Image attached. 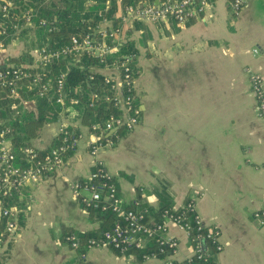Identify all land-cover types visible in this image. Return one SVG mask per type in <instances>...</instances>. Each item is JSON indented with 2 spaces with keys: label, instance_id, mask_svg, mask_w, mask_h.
<instances>
[{
  "label": "crops",
  "instance_id": "1",
  "mask_svg": "<svg viewBox=\"0 0 264 264\" xmlns=\"http://www.w3.org/2000/svg\"><path fill=\"white\" fill-rule=\"evenodd\" d=\"M207 1L213 6L183 26L170 18L121 21L115 29L120 31L116 52L127 32L137 50L142 123L102 159L128 205L138 200L156 215L195 197L205 224L221 232L223 250L212 264H264V226L253 218L264 208V169L256 168L264 164V121L256 115L251 84L252 75L264 79V0H245L238 16L233 0ZM95 5L86 2L87 8ZM23 47L18 41L0 54V66L6 57L22 56ZM20 104L25 112H37L33 99ZM67 107L58 121L79 128L76 151L61 169L22 186L17 233L10 249L0 250V264H167L137 261L109 248L81 257L61 241L68 231L82 234L99 226L71 192L73 181L93 171V135L77 110ZM57 122L46 124L33 146L50 148ZM169 232L180 242L179 264L190 255L189 240L174 225Z\"/></svg>",
  "mask_w": 264,
  "mask_h": 264
},
{
  "label": "built area",
  "instance_id": "2",
  "mask_svg": "<svg viewBox=\"0 0 264 264\" xmlns=\"http://www.w3.org/2000/svg\"><path fill=\"white\" fill-rule=\"evenodd\" d=\"M54 0H0V54L6 55L10 47L23 42L22 54H29L31 61L0 66V91L6 90L8 97L22 101L23 89L38 96L54 101L64 110L68 94L65 91V75L48 79V73L42 71L58 59L74 61L78 56L87 54L99 60L103 67L94 69L102 74L105 83L110 86L112 96L105 97L120 115H111L104 123L93 124L89 130L93 135L89 154L93 158V171L86 179H77L71 183L74 199L85 209H98L117 216L112 227L100 237L88 240V251L95 248H109L121 256L142 254V261L161 259L167 264H175L180 242L169 232L174 225L182 230L190 244V255L179 264H208L223 250L221 232L217 226L208 227L197 211L195 197L187 200L181 207L163 208L154 215L148 208H143L138 200L128 205L119 193L115 176L106 168L102 154L113 150L120 139V132H132L142 123V111L137 100V71L134 65L135 54L121 60L109 61L107 56L117 51L119 30H113L103 24L99 26V38L91 35L84 38L73 37L71 45L57 49L49 43H39L36 30L44 28L51 33L54 27L49 20L40 18L45 7ZM245 0H233V14L238 16ZM213 3L207 0H163L158 4L137 7H125L121 21L123 24L132 20L151 23L166 21L170 18L179 25H184L190 18L203 15ZM25 36V37H22ZM114 38V39H113ZM113 39L110 43L107 40ZM27 44L30 49L26 51ZM26 47V49H25ZM8 58V57H6ZM18 58V57H15ZM94 80V75L89 76ZM253 92L257 100L256 115L264 121V79L255 74L251 77ZM92 101L99 100L98 93L91 94ZM71 104H79L77 99H70ZM17 108V106H13ZM63 115H61L62 117ZM49 125V124H48ZM52 133L59 144L51 145L48 151L35 146L23 147L20 156L13 153L11 142L12 127L10 120L0 117V250L7 249L13 242L19 224V214L13 205H9L27 181H36L64 167L69 151H76L78 140L73 137L66 121L54 124ZM17 160H26L30 166L22 168ZM264 169V164L256 166ZM253 218L264 226V208L253 214ZM70 248L78 249L77 236L67 237ZM154 245L155 248H150ZM5 251V250H4ZM86 253L81 254L84 257Z\"/></svg>",
  "mask_w": 264,
  "mask_h": 264
},
{
  "label": "trees",
  "instance_id": "3",
  "mask_svg": "<svg viewBox=\"0 0 264 264\" xmlns=\"http://www.w3.org/2000/svg\"><path fill=\"white\" fill-rule=\"evenodd\" d=\"M96 5L92 8L86 7L87 0H54L53 4L45 7L38 14L40 18L49 20L54 27L53 32L49 33L44 28L36 30L38 42L49 43L51 47L63 49L71 45L72 38H84L91 35L94 39L99 38V26L104 21L112 23L109 28L115 30L122 27L121 16L127 6H150L154 5L155 0H94ZM107 2H109L107 6ZM25 37V36H22ZM114 39V38H113ZM113 39L107 40L110 43ZM130 54H137V50L133 46V41L130 40V33H126V42L120 44L118 52L108 54L109 61L121 60ZM31 61L29 54H23L18 58H7L10 64L27 63ZM103 67V64L98 59L82 54L74 61L67 59H58L54 61L48 68L42 71L48 73V79L54 80L57 76L65 75V91L68 94V99H77L79 104H71L67 100L66 105H72L82 117L83 125L89 128L96 123L106 122L111 115H120L121 111L114 108L112 104L106 101L105 97L112 96L110 86L105 83V77L102 74L95 73L94 69ZM137 71V70H136ZM94 75V80L90 81L89 76ZM138 73V72H137ZM98 93L99 100L92 101L91 94ZM22 99H33L37 102V112L28 113L23 110L20 100H13L8 97L6 90L0 91V117L10 120L12 134L11 142L14 144L13 153L20 156L23 147L33 146V141L40 138L44 126L48 123L57 122L61 115L65 114V110L61 105L47 98L38 96L37 89L33 92H28L23 89L21 93ZM20 104V105H19ZM17 106V108H13ZM73 137L80 138V130L78 127L70 126ZM127 132H120V139ZM118 140V142L120 141ZM59 138L55 139L54 145L59 144ZM48 149L43 150V154ZM74 154L69 151L67 158ZM17 166L26 168L30 164L26 160H17ZM18 194L15 195L13 201L9 205H13L19 214L24 208L23 201L21 202ZM93 224L99 226L93 230L84 233H76L68 231L61 237V241L70 245L67 237L70 235L77 236L79 255L88 251V240L100 237L105 231L109 230L116 221L117 216L111 213H105L98 209L89 208L86 210ZM4 224V221L3 223ZM1 224V226H2ZM0 226V230H1ZM12 243L9 244L10 249ZM150 248H155L151 245ZM7 249V251H8ZM137 261H142V254L134 252ZM208 264H212V261Z\"/></svg>",
  "mask_w": 264,
  "mask_h": 264
},
{
  "label": "rangeland",
  "instance_id": "4",
  "mask_svg": "<svg viewBox=\"0 0 264 264\" xmlns=\"http://www.w3.org/2000/svg\"><path fill=\"white\" fill-rule=\"evenodd\" d=\"M26 45H27V47L29 46V45L27 44V42H26ZM25 49H26V47H25ZM29 49H30V46H29V48H28V49H26V51H27V50H29ZM44 132H45V134H48V133H49V132H48V131H46V130H45ZM47 132H48V133H47Z\"/></svg>",
  "mask_w": 264,
  "mask_h": 264
},
{
  "label": "water",
  "instance_id": "5",
  "mask_svg": "<svg viewBox=\"0 0 264 264\" xmlns=\"http://www.w3.org/2000/svg\"><path fill=\"white\" fill-rule=\"evenodd\" d=\"M155 4H158V1Z\"/></svg>",
  "mask_w": 264,
  "mask_h": 264
}]
</instances>
